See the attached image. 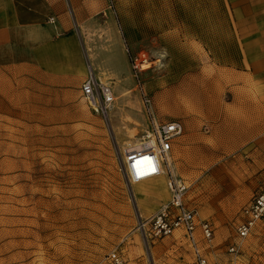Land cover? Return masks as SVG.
Instances as JSON below:
<instances>
[{
    "label": "rangeland",
    "instance_id": "374dc122",
    "mask_svg": "<svg viewBox=\"0 0 264 264\" xmlns=\"http://www.w3.org/2000/svg\"><path fill=\"white\" fill-rule=\"evenodd\" d=\"M122 2L127 11L135 4L103 0L97 12L111 18L121 34L126 66L106 113L92 111L80 88L50 83L28 87L21 72L0 75V264H113V251L123 264L192 262L181 230L154 238L137 228L138 208L146 209L141 201L153 197L163 203L168 189L164 200L161 187L152 189L147 181L129 185L120 170L122 151L138 145L152 121H169L149 89L151 79L165 80L167 66L159 70L151 63L135 73L131 60L144 51L153 62L162 50L131 47L125 41ZM178 96L172 93L170 99L181 101ZM211 169L192 183L186 181L188 206L213 227L208 243L197 229L202 251L212 264H264V219L247 238L235 235L242 207L264 188L260 159L242 152L220 159ZM233 242L238 246L234 254L228 251Z\"/></svg>",
    "mask_w": 264,
    "mask_h": 264
},
{
    "label": "crops",
    "instance_id": "0c3cea01",
    "mask_svg": "<svg viewBox=\"0 0 264 264\" xmlns=\"http://www.w3.org/2000/svg\"><path fill=\"white\" fill-rule=\"evenodd\" d=\"M123 3L125 41L167 55L165 80L151 79L149 89L182 125L169 152L173 173L192 183L242 152L264 168V0H135L129 11ZM102 9L103 0H0V75L21 72L28 87L77 88L91 75L115 94L125 55ZM145 181L167 198L165 174ZM153 199L141 201L140 217L167 201Z\"/></svg>",
    "mask_w": 264,
    "mask_h": 264
},
{
    "label": "built area",
    "instance_id": "2783aa9c",
    "mask_svg": "<svg viewBox=\"0 0 264 264\" xmlns=\"http://www.w3.org/2000/svg\"><path fill=\"white\" fill-rule=\"evenodd\" d=\"M52 21V18L50 19ZM132 69L135 73L143 71V65L150 63L149 54L141 51L132 57ZM156 60V58H155ZM81 94L88 106L95 113H106L116 99L112 88L94 78L87 76L80 87ZM148 105V98L144 99ZM182 133L179 120L157 123L152 121L151 127L142 136L138 147L126 148L120 156V170L129 185L145 181L162 174L167 176L168 200L160 205L148 217H140L138 229L145 235L162 238L172 235L176 230L183 232L192 249L191 264H212L202 251L197 229L201 238L210 242L213 238V227L207 219L199 220L194 208L188 206L186 194L189 186L175 175L169 161L172 139ZM241 219L235 225V235L238 239L247 238L255 225L264 219V188L257 189L250 200L242 207ZM235 242L229 244L228 251L236 253ZM113 264H123L119 253L113 251L109 255Z\"/></svg>",
    "mask_w": 264,
    "mask_h": 264
},
{
    "label": "bare ground",
    "instance_id": "6f19581e",
    "mask_svg": "<svg viewBox=\"0 0 264 264\" xmlns=\"http://www.w3.org/2000/svg\"><path fill=\"white\" fill-rule=\"evenodd\" d=\"M165 56H166V54L163 52V51H160V52H157V53H155V58H156V60H154L153 62H148L147 64H144L142 67H143V69H146V68H148L149 67V65L151 64V63H156V67H157V69H159V70H161V69H164L166 66H167V62L165 61ZM113 107V105L110 107V109ZM109 109V110H110ZM140 143V142H139ZM138 143V144H139ZM135 147H138V145H136V146H133V147H131V148H135ZM171 159L169 158V161H170Z\"/></svg>",
    "mask_w": 264,
    "mask_h": 264
}]
</instances>
